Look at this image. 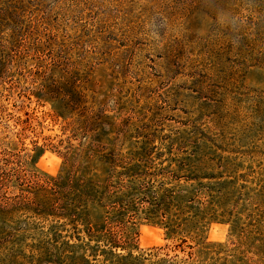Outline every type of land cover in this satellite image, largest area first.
Instances as JSON below:
<instances>
[{
    "label": "rangeland",
    "instance_id": "obj_1",
    "mask_svg": "<svg viewBox=\"0 0 264 264\" xmlns=\"http://www.w3.org/2000/svg\"><path fill=\"white\" fill-rule=\"evenodd\" d=\"M35 1L47 20L42 40L84 96L61 115L37 92L44 66L32 51L0 53V167L22 162L18 180L0 179V264L106 263L76 246L80 227L35 214L23 180L57 178L68 149L91 140L106 146L96 157L133 149L151 158V170L169 173L153 176L166 185L211 186L195 203V236L159 217L127 223L133 256L264 264V0ZM191 166L200 177L185 181Z\"/></svg>",
    "mask_w": 264,
    "mask_h": 264
},
{
    "label": "trees",
    "instance_id": "obj_2",
    "mask_svg": "<svg viewBox=\"0 0 264 264\" xmlns=\"http://www.w3.org/2000/svg\"><path fill=\"white\" fill-rule=\"evenodd\" d=\"M39 11L40 3L35 0H0V53L15 50L16 55L19 52L27 56L32 51L39 60L35 66H44L42 71L36 70L41 74L37 92L53 98L55 107L64 115L80 106L84 93L77 88L71 74L54 62L51 39L42 40L41 32L46 34L48 26ZM46 58L51 61L42 64ZM81 109L93 110L92 106L85 105ZM105 148L104 144L91 140L78 153L75 148L68 149L63 173L52 180L40 181L34 173L30 180L24 177L31 188L27 193L29 208L35 214H53L66 219L74 228L80 227L77 231L82 235L77 233L76 246L88 249V255L93 258L103 254L105 264H168L162 258L144 263L146 257L133 256L128 247L135 242L137 233L127 223L140 216L159 217L171 232L182 229L195 236L199 232L201 213L195 203L202 188L210 190L211 186L202 181L196 185H166L153 176L169 173L161 167L151 170V158L133 149L125 154L111 149L96 157ZM16 161V168L5 171L0 167V179L2 173L8 177L16 174L15 179H19L17 171L22 162ZM191 167L193 170L184 177L185 181L200 177L195 175L197 168ZM172 176L173 180H179L177 174ZM118 249L124 253L115 252ZM84 252L80 261L88 262Z\"/></svg>",
    "mask_w": 264,
    "mask_h": 264
}]
</instances>
